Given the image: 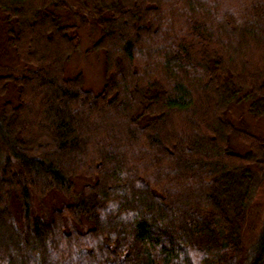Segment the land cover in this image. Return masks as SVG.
Segmentation results:
<instances>
[{
  "label": "trees",
  "instance_id": "1",
  "mask_svg": "<svg viewBox=\"0 0 264 264\" xmlns=\"http://www.w3.org/2000/svg\"><path fill=\"white\" fill-rule=\"evenodd\" d=\"M66 1L0 0L25 67L0 68V264H264V216L248 253L242 233L264 136L227 118L264 119V0H76L99 92L64 74ZM51 191L74 199L34 213Z\"/></svg>",
  "mask_w": 264,
  "mask_h": 264
},
{
  "label": "rangeland",
  "instance_id": "2",
  "mask_svg": "<svg viewBox=\"0 0 264 264\" xmlns=\"http://www.w3.org/2000/svg\"><path fill=\"white\" fill-rule=\"evenodd\" d=\"M66 4V8L58 9L56 14L62 24L76 25L78 42L75 50L64 63V74L66 77H71L80 73L82 75L83 86L93 92H99L104 85V58L101 51L93 48V44L99 36V29L94 24L93 18L82 8L80 2L67 0ZM7 30L8 27L3 21V15L0 13V68L3 69V72L19 73L25 67L18 60L13 49L8 44ZM15 99V89L9 85L6 94L0 98V104L4 101L14 103ZM227 118L235 124L242 120L246 130L258 136H264V119H253L247 113L245 102L243 101L238 104H233L230 107ZM229 143L231 150L234 152L242 153L246 150V146L236 137H231ZM85 180L83 178H75V189H79ZM30 199L32 201L33 212L36 213L39 210L44 212L47 209L58 207L63 203L71 202L74 199V195L73 193L65 194L58 191H51L42 200L33 197H30ZM12 210H15V205H12ZM263 216L264 177L255 188L248 204L246 219L242 227L246 253L254 245L261 232Z\"/></svg>",
  "mask_w": 264,
  "mask_h": 264
}]
</instances>
